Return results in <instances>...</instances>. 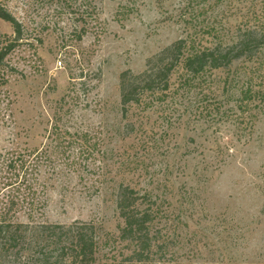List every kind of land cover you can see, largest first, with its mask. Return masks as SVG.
<instances>
[{
  "label": "rangeland",
  "instance_id": "374dc122",
  "mask_svg": "<svg viewBox=\"0 0 264 264\" xmlns=\"http://www.w3.org/2000/svg\"><path fill=\"white\" fill-rule=\"evenodd\" d=\"M186 1L0 0L23 25L0 66V209L25 223L92 222L98 261L111 264L129 252L119 238L124 183L158 200L166 264H264V111L253 109L252 130L239 124L226 70L186 90L181 68L164 101L122 110L121 73L141 72L185 36ZM15 35L0 17V43ZM215 97L222 112L211 118L201 106Z\"/></svg>",
  "mask_w": 264,
  "mask_h": 264
},
{
  "label": "trees",
  "instance_id": "16d2710c",
  "mask_svg": "<svg viewBox=\"0 0 264 264\" xmlns=\"http://www.w3.org/2000/svg\"><path fill=\"white\" fill-rule=\"evenodd\" d=\"M84 11L90 13L89 7L80 16ZM72 12L76 13L74 9ZM181 16L185 21V36L151 56L141 72L121 73L124 115L132 104L146 108L155 101H164L177 69L181 68L179 86L186 90L203 89L210 82L208 73L224 69L226 95L238 89L236 109L232 108L231 113L239 124L247 120L252 130L260 113L253 109L264 111V86L261 87L264 85V0H187ZM236 16H240V21L232 27L229 20ZM0 17L10 22L16 33L13 40L0 43L1 66L20 40L23 25L2 4ZM239 61L251 65L238 67L235 64ZM214 102L213 107L209 103L201 106V111L205 110L211 118L222 112L221 100L215 97ZM87 141V133L77 135L75 144L83 157L91 154ZM27 162L22 160L21 167ZM78 165L89 168L83 162ZM117 207L124 222L119 238L127 243L129 252L111 264H166L161 257L167 252L169 239L157 224L163 216L158 200L120 183ZM11 214L8 207L0 209V264H101L97 258L99 240L94 223L81 220L70 224L25 223L15 221Z\"/></svg>",
  "mask_w": 264,
  "mask_h": 264
}]
</instances>
